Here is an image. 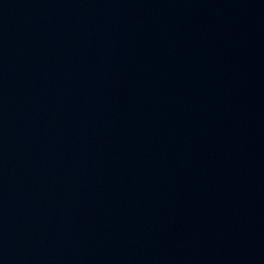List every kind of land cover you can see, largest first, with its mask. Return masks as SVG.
I'll return each mask as SVG.
<instances>
[{"label":"water","instance_id":"obj_1","mask_svg":"<svg viewBox=\"0 0 264 264\" xmlns=\"http://www.w3.org/2000/svg\"><path fill=\"white\" fill-rule=\"evenodd\" d=\"M0 264H264V0H0Z\"/></svg>","mask_w":264,"mask_h":264}]
</instances>
